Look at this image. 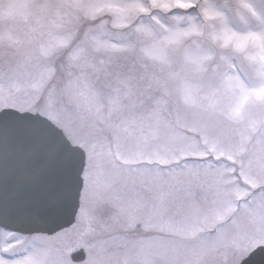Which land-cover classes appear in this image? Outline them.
Instances as JSON below:
<instances>
[{"label":"snow or ice","instance_id":"6c2138e0","mask_svg":"<svg viewBox=\"0 0 264 264\" xmlns=\"http://www.w3.org/2000/svg\"><path fill=\"white\" fill-rule=\"evenodd\" d=\"M0 264H264V0H0Z\"/></svg>","mask_w":264,"mask_h":264}]
</instances>
